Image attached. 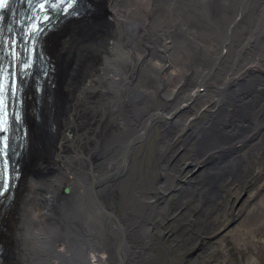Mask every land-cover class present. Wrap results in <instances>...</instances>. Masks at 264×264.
<instances>
[{
	"label": "bare ground",
	"instance_id": "6f19581e",
	"mask_svg": "<svg viewBox=\"0 0 264 264\" xmlns=\"http://www.w3.org/2000/svg\"><path fill=\"white\" fill-rule=\"evenodd\" d=\"M87 2L45 36V71L23 93L28 139L0 210V264H160L147 249L156 227L180 217L217 235L238 215L207 206L192 219L189 206L246 204L264 186V0ZM156 131L147 182L138 151ZM177 146L189 172L205 168L169 214L158 204L183 179L181 161L167 166ZM254 226L224 238L254 245Z\"/></svg>",
	"mask_w": 264,
	"mask_h": 264
},
{
	"label": "rangeland",
	"instance_id": "374dc122",
	"mask_svg": "<svg viewBox=\"0 0 264 264\" xmlns=\"http://www.w3.org/2000/svg\"><path fill=\"white\" fill-rule=\"evenodd\" d=\"M263 131L264 130H262L261 133H263ZM158 133L159 132L156 131V133L153 136L149 135V137L144 142H142L143 144L140 146L139 151H138L139 159H141L140 160L141 168L139 169L140 171L139 176L141 178L143 177V179L145 181L147 180V182L148 181L150 182V179L152 176V167H153L152 163L155 159L154 153L156 152V145L158 144L157 142V138L159 136ZM257 138L259 139V137ZM254 139L255 138H253L252 140ZM250 142L251 141H249L246 144V146ZM178 147L179 149L177 151L181 153L180 154L181 156L179 154L174 155L173 159L171 158L169 159L167 166L170 168L173 166V164H175V162L179 160L184 165L183 166L184 174H182L183 176H181V178H183L181 183L178 184L179 189L173 191V193L169 194L165 199L163 198V200L165 201V204L161 203L163 204V208L165 209V211L169 214L170 213L175 214V211L178 209L179 198H180L179 191L181 189H183L186 186H190L191 188H194L196 190L197 188H200L201 186L200 178L202 176V171H199V170H202L203 167L200 166L198 170L189 172V168H191L192 162L190 164L186 162L189 158V155L185 153L189 148L187 146H177L176 148ZM241 151H242L241 154L245 153L246 152L245 147L241 148ZM225 162L226 160L219 167H222ZM185 168H186V171H185ZM185 182H189V183L185 184ZM233 182H234V178L229 177L226 184L227 186L231 187V184H233ZM262 183L264 184V179ZM231 188H232L231 192L235 191L234 187H231ZM226 194L228 195V193ZM257 194L258 193H252L251 195L255 196ZM219 198L221 199L219 204L214 202L212 205L204 204L201 206L205 210L208 206L210 207L211 210L212 209H217V210L223 209V212H225V210L228 209L229 214L231 213V214L238 215L239 213H241V216H243V218L239 220L237 224L234 225L235 226L234 228L232 226L227 231L228 233H230V231H232L236 227L240 225L243 226L244 224H249V226L255 225L253 229L255 228V232L257 230L259 231L257 232L258 234L256 235V239H255L256 243L255 244L253 243L254 245H251L249 242L251 246L247 245L246 247L239 248L237 245H235V242H236L235 240H232V239L228 240L227 238H224L225 235L223 234V232L225 231V229L223 231L220 230V232L217 233V235L215 234L214 236H211L209 238H207V236H201L202 234L196 233L195 231L202 232L204 230L203 228H201L202 226H197L194 231L192 229L193 227L189 226V224H186L179 217V219H176L174 221L167 220L166 222H164V224L162 223L163 224L162 227L160 226L158 228L156 227L157 233L160 234L161 239L159 240L158 238L159 236H157L155 233L156 239L155 241L153 240V246L151 245L152 240L150 239V242H149L150 245L147 248L149 252V256L151 252L152 254H156L157 259L158 260L160 259L159 261L160 264H165V263L166 264H222V263L223 264H250V262L251 264H255V263L264 264V186L262 187L261 191H259V195L253 197L251 202L249 203L247 202L246 204L244 202H239V201L234 204V199H233L234 197H231V196L228 197L226 201L223 200V198L220 196ZM192 207L195 208L196 212L194 211L193 214L191 213V217L192 219H198L200 216L199 215L200 211L198 212L199 207L197 205H192V206L190 205L189 209ZM197 207L198 209H196ZM259 207H261L260 208L261 211L260 210L258 211ZM242 209H244V212ZM215 213L220 214L222 213V211L219 213L218 211H216ZM207 219H209V217H207L206 220ZM230 219H231L230 217H228L227 215H224V217H222L223 224H219L218 227H222L225 224V222L226 224H228ZM182 224L185 226L182 227ZM156 229L154 227L153 231ZM186 239L193 240V241L187 242ZM219 241H220V244H218ZM248 261L250 262L247 263Z\"/></svg>",
	"mask_w": 264,
	"mask_h": 264
},
{
	"label": "snow or ice",
	"instance_id": "6c2138e0",
	"mask_svg": "<svg viewBox=\"0 0 264 264\" xmlns=\"http://www.w3.org/2000/svg\"><path fill=\"white\" fill-rule=\"evenodd\" d=\"M49 2V0H45V3ZM66 2H68L69 4L71 3V0H66ZM54 6V4H53ZM41 9L44 10V4H41ZM43 19H47V17L45 16ZM41 29L38 28L37 24H33L32 25V31L33 33L39 32ZM3 75V69L0 68V76ZM4 90V86H3V82L0 81V93H3ZM11 93L12 98H15V89H14V80H13V87L9 88L8 90ZM4 99L5 97L3 95H0V121H3L2 124H0V132L6 131V129L3 127V124L7 123V105L4 103ZM3 191V186L0 185V194H2Z\"/></svg>",
	"mask_w": 264,
	"mask_h": 264
},
{
	"label": "flooded vegetation",
	"instance_id": "af4514ba",
	"mask_svg": "<svg viewBox=\"0 0 264 264\" xmlns=\"http://www.w3.org/2000/svg\"><path fill=\"white\" fill-rule=\"evenodd\" d=\"M182 140H180V142H181ZM179 142V143H180ZM229 154V155H228ZM234 155V153H231V152H228V153H224V154H221V155H216V157L214 156V160H209V162L206 160V162H207V166H210V165H217V168L220 166V164L223 162V161H225V160H227V161H229L228 159H230L232 156ZM201 167H203L202 169H204V164L201 166ZM187 183H189V182H185V184H187ZM160 202V203H159ZM159 202H157L156 204H158V205H160L161 203H163V204H165V201L164 200H162V201H159ZM163 204H161V205H163ZM203 207H200L199 209H198V212L199 211H201V209H202ZM243 210V212H244V209H242ZM197 212V213H198ZM243 218V216H241V213H239L238 214V217H235V219L234 220H231L230 219V221L228 222V226L225 228V232L227 231V230H229L232 226H233V228L235 227L234 225L235 224H237L238 223V221L239 220H241ZM219 236V235H218ZM218 239H219V237H218ZM218 244H220V241H219V243ZM223 264V263H222Z\"/></svg>",
	"mask_w": 264,
	"mask_h": 264
}]
</instances>
